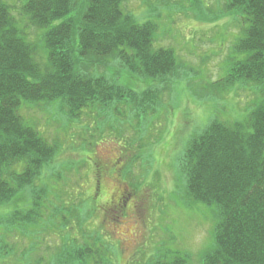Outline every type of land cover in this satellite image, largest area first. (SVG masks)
<instances>
[{
	"label": "rangeland",
	"instance_id": "obj_1",
	"mask_svg": "<svg viewBox=\"0 0 264 264\" xmlns=\"http://www.w3.org/2000/svg\"><path fill=\"white\" fill-rule=\"evenodd\" d=\"M3 1L22 35L40 41L46 30L27 27L23 18L28 0ZM122 8L139 23L157 24L155 47L174 50L175 72L167 82L152 81L159 91L149 100L160 99L155 111L146 114L138 115L127 102L116 110L106 108L99 120L71 121L59 100L49 105L23 101L20 112L26 123L50 142L59 138L64 147L44 165L35 185L0 205V245L8 253L0 254V264H58L66 260L64 249L78 246L95 248L90 256L95 260L106 248L111 264H152L178 253L201 264L202 254L214 245L216 210L191 202L181 159L189 140L213 118L245 122L260 100L255 83L214 87L241 58L235 46L243 36L244 19L229 12L225 0H126ZM105 64L94 66L93 74L139 93L151 87L119 59ZM55 123L64 125L59 135H52ZM39 193L41 199L36 198ZM39 200L37 222L11 218Z\"/></svg>",
	"mask_w": 264,
	"mask_h": 264
},
{
	"label": "trees",
	"instance_id": "obj_2",
	"mask_svg": "<svg viewBox=\"0 0 264 264\" xmlns=\"http://www.w3.org/2000/svg\"><path fill=\"white\" fill-rule=\"evenodd\" d=\"M125 1L28 0L22 7L27 27L46 30L34 42L22 35L10 5L0 0V205L35 185L44 165L64 147L59 138L50 142L26 123L20 112L23 101L49 105L59 100L71 121L88 118L92 122L94 116L99 120L106 108L113 105L116 110L127 102L138 115L155 111L160 96L149 100L159 91L152 81L167 82L177 67L176 55L171 47H155L157 24L139 23L125 14ZM225 6L244 19L243 36L235 46L241 58L214 87L221 90L239 81L255 83L260 100L245 122L213 118L189 140L181 168L191 202L216 210L214 245L202 254L201 264H264V0H225ZM113 58L131 74L151 82V87L139 93L93 74L94 66L103 68ZM55 124L58 127L52 135L55 131L59 135L64 125ZM71 130L75 138L77 129L72 126ZM39 194L37 199L43 191ZM35 206L14 211L11 218L37 222L40 200ZM76 217L81 224L79 214ZM68 224L74 227L71 221ZM4 249L0 245L2 256L8 254ZM95 250L68 247L62 251L66 260L58 264H111L106 248L99 259H91ZM152 264L193 262L178 253Z\"/></svg>",
	"mask_w": 264,
	"mask_h": 264
}]
</instances>
